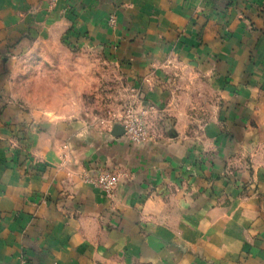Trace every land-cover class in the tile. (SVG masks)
Returning <instances> with one entry per match:
<instances>
[{"label": "crops", "instance_id": "1", "mask_svg": "<svg viewBox=\"0 0 264 264\" xmlns=\"http://www.w3.org/2000/svg\"><path fill=\"white\" fill-rule=\"evenodd\" d=\"M63 36L121 74L154 138L10 101L6 67ZM0 264H264V0H0Z\"/></svg>", "mask_w": 264, "mask_h": 264}, {"label": "rangeland", "instance_id": "2", "mask_svg": "<svg viewBox=\"0 0 264 264\" xmlns=\"http://www.w3.org/2000/svg\"><path fill=\"white\" fill-rule=\"evenodd\" d=\"M71 45L67 36L60 42L50 40L43 45L36 44L26 56L14 59L13 64L6 67L1 77L7 79L10 101L21 112L52 122L59 119L67 123L88 121L90 126L110 129L121 122L119 118L130 103L134 102L136 109L141 108L140 100L134 99L130 87L112 65L104 63L94 50L84 47L79 50L75 46L70 49ZM179 74L174 77L182 91L180 87L188 82ZM145 121L150 132L160 122L153 116H147ZM21 138L16 136L15 140ZM151 138L154 137L151 135ZM16 150L23 159L36 158L21 146ZM105 171L107 169H102L96 175ZM110 171L121 173L122 170Z\"/></svg>", "mask_w": 264, "mask_h": 264}, {"label": "built area", "instance_id": "3", "mask_svg": "<svg viewBox=\"0 0 264 264\" xmlns=\"http://www.w3.org/2000/svg\"><path fill=\"white\" fill-rule=\"evenodd\" d=\"M109 23L114 24L113 16L110 17ZM136 108L134 102L130 103L119 118L121 121L119 125L123 128L124 137L134 144H140L147 141L151 136L145 121L151 112L144 110L142 107ZM121 176L118 171H105L97 174L92 183L95 188L108 196L116 189Z\"/></svg>", "mask_w": 264, "mask_h": 264}, {"label": "water", "instance_id": "4", "mask_svg": "<svg viewBox=\"0 0 264 264\" xmlns=\"http://www.w3.org/2000/svg\"><path fill=\"white\" fill-rule=\"evenodd\" d=\"M112 132L114 135H122L124 131L119 124H115L112 128Z\"/></svg>", "mask_w": 264, "mask_h": 264}]
</instances>
